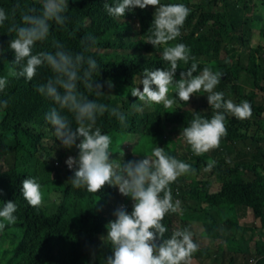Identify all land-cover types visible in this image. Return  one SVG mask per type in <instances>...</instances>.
I'll return each mask as SVG.
<instances>
[{
    "label": "trees",
    "instance_id": "trees-1",
    "mask_svg": "<svg viewBox=\"0 0 264 264\" xmlns=\"http://www.w3.org/2000/svg\"><path fill=\"white\" fill-rule=\"evenodd\" d=\"M106 2L113 0H68L65 27L53 24L48 40L38 42L33 51L53 50L51 42L55 38L74 53L83 51L86 56L102 57L101 64L117 88L109 107L124 113L127 123L121 126L107 112L97 119L102 132L112 137L110 151L115 162L142 159L160 146L196 169L195 175L182 176L171 185L173 198L181 201V210L168 214L163 221L169 229L166 235L174 226H188L194 231L201 247L193 256V264H264V30L260 24H264V17L258 5L250 4L237 11L244 27L260 28H252L247 37L238 39L224 27L221 0H161L184 3L191 9L182 35L170 43L187 44L200 69L210 65L223 73L216 90L223 91L225 99L237 103L246 99L253 108L247 120L227 115L228 134L220 148L198 157L179 135L194 113L211 117L213 109L207 94L198 92L184 103L172 86L168 95L176 102L171 109L165 110L162 104H143L142 111L133 109V103L141 102L131 95V89H143L139 82L145 68L167 67L161 59L167 45L156 48L145 42L155 12L152 6L113 18L105 11ZM16 3L17 0H0V7L10 15L0 26V76L14 68V52L8 47L14 34L8 33V27ZM20 3L21 7L38 10L42 6V0ZM15 19L19 22V10ZM123 31L134 32L133 44L123 41ZM87 34L93 35L97 43L85 50L82 39ZM223 52L235 55L228 60ZM189 66L180 62L175 79H180V71ZM51 74L44 67L38 69L32 81L9 77L7 87L0 92V100L8 101L7 108H0V207L8 200L17 204L16 223L0 231V264H106L112 255L110 242L102 238L107 235L106 225L115 219L113 213L119 206L125 205L131 212L132 201L129 197L119 198L118 187L111 185L99 193L72 186L70 178L74 173L65 161L77 155L78 149H66L55 138L44 118L53 103L36 91V86ZM163 120L180 127L167 131ZM210 158L217 162L216 166L205 170ZM246 171L253 172L254 179ZM27 177L37 178L42 185L44 203L39 208L31 207L22 195V181ZM218 184L220 189L212 191ZM222 199L229 208L230 225L220 208ZM242 208L251 209L260 220L262 234L257 235L253 246L248 237L251 233L253 239V228L238 222L244 214ZM251 249L256 250L254 256L249 254Z\"/></svg>",
    "mask_w": 264,
    "mask_h": 264
},
{
    "label": "clouds",
    "instance_id": "clouds-1",
    "mask_svg": "<svg viewBox=\"0 0 264 264\" xmlns=\"http://www.w3.org/2000/svg\"><path fill=\"white\" fill-rule=\"evenodd\" d=\"M250 4H257L264 17L262 0H221L225 14L224 27L235 38L247 37L252 28L260 30L256 26L251 29L244 27L238 20L237 11ZM149 6L155 12L145 42L156 48L167 45L161 53V59L167 67L144 69L139 82L143 89L137 86L130 91L141 103H133L132 107L142 111L143 104H162L165 110L171 109L176 102L168 95L172 86L176 97L184 103H189L198 92L206 93L213 109L211 117L194 113L179 135L195 156H203L220 148L222 139L228 134L227 115L238 120L250 119L253 115L252 105L246 99L239 103L225 99V93L216 90L223 73L214 71L210 65L200 69L187 44L170 43L182 35L181 29L191 11L187 5L161 3V0H113L112 3L104 4L105 11L113 18L124 17L126 12ZM67 9L68 0H42L39 10L21 7L20 0H17L8 27V33L14 34L8 42L15 56L12 62L14 68L8 75L0 76V92L7 87L9 77H23L32 81L38 69L48 68L52 74L44 83L36 86V91L53 103L44 118L51 125L55 138L66 149H78L77 155L68 156L65 161L74 173L70 178L72 186L84 188L89 193H99L106 185H111L118 187L122 196L131 199V212L125 205L119 206L113 213L115 219L106 225L107 235L102 238H106L112 247V255L107 257L106 264H193V256L201 247L194 231L188 226H174L170 235H166L169 229L163 221L168 214H177L181 210V201L173 198L171 185L182 176L195 175L196 169L190 163L165 152L160 146L142 159L115 162L110 151L112 137L97 126V119L107 112L116 117L121 126L126 127L127 123L124 113L116 107H109L110 100L117 94V88L109 71L101 64L102 57L95 53L86 56L83 51L74 53L55 38L51 42L53 50L33 51L38 42L48 40L53 24L65 27ZM17 10L19 22L15 19ZM9 19V13L0 7V26ZM260 24L264 30L263 21ZM122 39L133 44L134 32L123 31ZM96 43V38L91 34L82 39L85 50ZM180 62L190 66L180 71V79L177 80L175 76ZM7 106V100H0V108ZM165 123L176 126L173 130L169 129L171 131L180 127L165 120L163 127ZM216 163L210 158L205 170H211ZM21 191L31 207L43 205L44 192L37 178H25ZM220 208L229 225V208L223 199ZM16 211L17 204L14 201L4 202L0 207V231L8 224L16 223ZM254 217L260 222L257 215ZM249 226L254 232L256 224Z\"/></svg>",
    "mask_w": 264,
    "mask_h": 264
},
{
    "label": "rangeland",
    "instance_id": "rangeland-1",
    "mask_svg": "<svg viewBox=\"0 0 264 264\" xmlns=\"http://www.w3.org/2000/svg\"><path fill=\"white\" fill-rule=\"evenodd\" d=\"M259 4H261V3H259ZM84 20H85L86 23H88L90 21L89 17H87V16L85 17ZM222 55L225 56L228 60H230V59H232L234 57L235 52L229 53V54H226L225 52H223ZM113 101H114V99H111L110 100V102H113ZM121 105H123V103H121ZM255 116H257V113H255ZM164 128H165V130H169V129H172L173 130V129L176 128V126L169 125V124L165 123L164 124ZM124 143H125V141L123 142V144ZM126 146L128 148H130V143H128V141H126ZM243 170H244V168L241 171L242 173H243ZM263 171H264V168H263ZM245 173L248 175V177L250 179H254V173L253 172L246 171ZM219 189H220V184L215 185L212 188V191H218ZM118 195H119V198L122 197V195L119 192H118ZM112 203H114V201ZM119 205H121V203H119ZM242 209H243L244 214L240 218H238V222L239 223H244L247 226H249V225H251V224L254 223V224H256L257 227H259V230L258 231L257 230H254V237H253V239H252V234L251 233L249 234V232H248L249 236L247 234V236L249 237V240H252L249 245L250 246H253V245H255V241L258 239L257 234L260 235V222L254 217V213H253V211L251 209H247V208H242ZM263 233H264V230H263ZM254 251H256V250H253L252 251V249H251L249 251V254L252 255V256H254L255 255Z\"/></svg>",
    "mask_w": 264,
    "mask_h": 264
},
{
    "label": "water",
    "instance_id": "water-1",
    "mask_svg": "<svg viewBox=\"0 0 264 264\" xmlns=\"http://www.w3.org/2000/svg\"><path fill=\"white\" fill-rule=\"evenodd\" d=\"M261 74H262V72H261ZM229 225H230V220H229Z\"/></svg>",
    "mask_w": 264,
    "mask_h": 264
}]
</instances>
